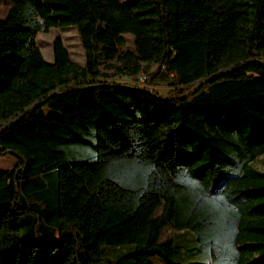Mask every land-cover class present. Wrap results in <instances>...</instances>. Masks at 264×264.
Listing matches in <instances>:
<instances>
[{
  "label": "trees",
  "instance_id": "16d2710c",
  "mask_svg": "<svg viewBox=\"0 0 264 264\" xmlns=\"http://www.w3.org/2000/svg\"><path fill=\"white\" fill-rule=\"evenodd\" d=\"M0 155V264H264V0H10Z\"/></svg>",
  "mask_w": 264,
  "mask_h": 264
},
{
  "label": "rangeland",
  "instance_id": "374dc122",
  "mask_svg": "<svg viewBox=\"0 0 264 264\" xmlns=\"http://www.w3.org/2000/svg\"><path fill=\"white\" fill-rule=\"evenodd\" d=\"M10 5V0H0V19L4 18L7 13L8 7ZM55 36H60L64 45L68 49L69 55L75 61L82 63L84 60V54L82 50V46L79 42L76 30L73 26L68 27H51L47 31H38L35 36V42L39 46L44 58L48 61L53 60V52H52V41ZM126 38V46L131 47L133 45V37L130 34H125ZM156 71V67L151 62H145L143 64L142 70L135 76L125 75L121 77V80L132 82L136 85H145L148 88L155 89L159 93H165L170 88L167 83L161 79ZM143 74L147 76L150 80H145V83H142L141 77ZM264 159V155H260L257 157L253 163L263 168L264 164L262 160ZM16 162V158L12 155H0V167H11ZM172 237L175 242H184L185 237L183 234L178 233L176 230H172L169 226H165L163 228L161 238ZM184 240V241H183ZM189 244V242H185V245ZM128 245L124 246V249H128ZM195 258L199 260H203L204 253L202 251L195 253L193 255ZM129 257H127L128 259ZM185 257L176 258V262L183 263L185 261ZM153 260L156 264H166L159 260L156 257H153Z\"/></svg>",
  "mask_w": 264,
  "mask_h": 264
},
{
  "label": "built area",
  "instance_id": "2783aa9c",
  "mask_svg": "<svg viewBox=\"0 0 264 264\" xmlns=\"http://www.w3.org/2000/svg\"><path fill=\"white\" fill-rule=\"evenodd\" d=\"M162 69H163V67H162ZM141 77V81H142V83H145V80L147 79V76L145 75V74H143L142 76H140Z\"/></svg>",
  "mask_w": 264,
  "mask_h": 264
},
{
  "label": "water",
  "instance_id": "95a60500",
  "mask_svg": "<svg viewBox=\"0 0 264 264\" xmlns=\"http://www.w3.org/2000/svg\"><path fill=\"white\" fill-rule=\"evenodd\" d=\"M145 90H148V89H145Z\"/></svg>",
  "mask_w": 264,
  "mask_h": 264
}]
</instances>
